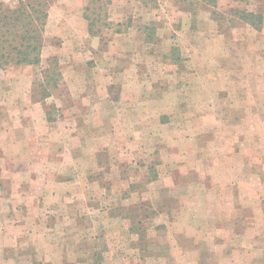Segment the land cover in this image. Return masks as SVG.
<instances>
[{
  "label": "rangeland",
  "instance_id": "374dc122",
  "mask_svg": "<svg viewBox=\"0 0 264 264\" xmlns=\"http://www.w3.org/2000/svg\"><path fill=\"white\" fill-rule=\"evenodd\" d=\"M42 1L41 64L0 69V206L47 171L72 208L0 264H264V0Z\"/></svg>",
  "mask_w": 264,
  "mask_h": 264
},
{
  "label": "trees",
  "instance_id": "16d2710c",
  "mask_svg": "<svg viewBox=\"0 0 264 264\" xmlns=\"http://www.w3.org/2000/svg\"><path fill=\"white\" fill-rule=\"evenodd\" d=\"M44 1L38 0L20 3L16 9H5L0 5V69L9 66H39L41 64L42 40L48 14L44 10ZM244 17L250 25L255 26L254 19L262 20L260 15ZM90 21L89 32L97 35L93 28L95 22ZM62 74L57 58L48 60V67L43 70V81L38 88L41 89V98L45 100L52 90L60 87ZM48 120L53 119L48 114Z\"/></svg>",
  "mask_w": 264,
  "mask_h": 264
},
{
  "label": "crops",
  "instance_id": "0c3cea01",
  "mask_svg": "<svg viewBox=\"0 0 264 264\" xmlns=\"http://www.w3.org/2000/svg\"><path fill=\"white\" fill-rule=\"evenodd\" d=\"M45 115L43 116L44 122H42V124L44 125L43 128L46 132H50L53 129L52 125L54 123H51V121H48V119ZM46 119H47V121H46ZM63 131L67 132V129L63 128ZM35 135H36L37 140H38V138H40L41 140H44L43 139L44 134L40 133L38 135V132H36ZM42 143L43 142H40V144H42ZM63 144L64 145L67 144L66 140L63 141ZM37 145H39V144L37 143ZM69 175H71V174H68L67 176L58 175V174L55 175V174H53L51 172H47V171L46 172H36V173L34 172V174H32V175L25 174L24 178H27L28 181L25 185L21 184L20 191H19L20 193L18 192V195L25 196V197H23V199L25 201H27L24 203V206L22 208H19V209L24 211V214H26L24 221L22 223L20 222V220L18 222L15 221L16 217L17 216L19 217V215H21V214H20L19 210H16L17 207L14 205V203L0 206L1 207L0 212H2V213L5 209H9L12 212H14V215H13V213L12 214L8 213L6 215L0 216L1 217L0 228L3 230L4 228L7 229L9 227L11 229L14 228L16 230V236L11 238L10 242L8 244V248H10V249H8L7 251H5L6 249L1 250L0 260H12L14 258V255L13 256L11 255V251L14 252L15 249H17V247L20 244L19 243V237L20 236L18 233L20 230L19 229L20 227L25 228V230H26V228H27V230H29V228L34 230V228L37 229L38 227L40 228V227L52 225L53 221H54L53 217H55V219H57V216H56L57 214H55V213H58L59 210H70L68 208V206L70 208H72L71 207L72 205L70 204L71 200H69V202H67V203H69V205L66 204L61 209H60L61 204H59V203L57 205L52 204L53 201H55L54 197L57 194V189L55 188L56 184L57 183L69 184L71 182L69 180L70 179ZM39 180H41V181H39ZM35 185H37V187H38V191H36V193H38L40 191V194L38 193V195H39L38 197L33 196L31 186L33 187ZM0 198H1V196H0ZM44 198H50V199H52V202L50 204H47V203L43 204L45 202ZM34 201H38V203L34 202ZM28 220L32 221L31 224L27 222ZM15 225L17 226L16 228L14 227ZM8 235H9L8 232H0V239L6 238ZM34 235H35V232L33 231V236ZM33 256H34L33 252L30 253V255L28 254L27 260L32 259Z\"/></svg>",
  "mask_w": 264,
  "mask_h": 264
}]
</instances>
